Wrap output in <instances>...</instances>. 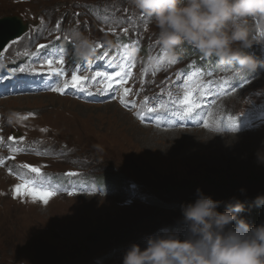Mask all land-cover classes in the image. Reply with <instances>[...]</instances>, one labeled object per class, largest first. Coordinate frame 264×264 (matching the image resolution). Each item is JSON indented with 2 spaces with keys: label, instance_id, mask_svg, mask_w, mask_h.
I'll use <instances>...</instances> for the list:
<instances>
[{
  "label": "rangeland",
  "instance_id": "rangeland-1",
  "mask_svg": "<svg viewBox=\"0 0 264 264\" xmlns=\"http://www.w3.org/2000/svg\"><path fill=\"white\" fill-rule=\"evenodd\" d=\"M102 1H108L110 4L114 2V5L109 6L111 10L105 15L98 17L95 15L93 19L87 15L90 0H0V21L7 17L21 18L20 15L28 19L38 18L41 27L32 25V39L62 40L60 44H73L68 33L69 30L78 29L96 42L95 47L97 44L101 45V48H96L95 58L106 53L114 54L124 48L136 59L141 55L134 52L128 39L122 41L125 36L122 27L130 25L131 35L150 51L147 61L144 62L142 57L135 60L136 65H132V69L136 73L138 68L143 67V63L160 66L168 62L175 65L179 60L183 66L193 60L184 58V48L175 54H170L162 48L156 39L158 30L141 12L138 11L133 17V22H123L124 18L133 16L135 7L127 5L132 3L131 0ZM64 10L66 17L69 18L57 25L64 16ZM83 12L85 14L81 15ZM78 15H81V18H77ZM14 27V25L5 26L1 35L10 32ZM29 29L28 34L31 31V28ZM249 51L264 61L263 44L253 45ZM72 58L74 57L65 53L64 64L54 65L65 69V65ZM191 67L198 68V64L194 62ZM229 67L231 66L217 65L208 70L224 72ZM263 68L264 63L258 65L254 72L257 73ZM175 70L163 72L158 81L156 79L154 81L159 84L167 77H174ZM200 72L204 74L206 69H201ZM10 73L11 70H8L5 75ZM148 76L149 71L142 69L136 78L132 79V75L121 77L120 84L126 87L122 93L132 100L133 96L130 92L136 95L134 85L142 84L150 87ZM21 78L22 76L18 75L10 81L0 77V90L3 88L0 128L13 124L19 126L33 149L52 145L54 135L63 131L59 138L66 140L79 153L78 162L82 165L83 172L108 178L110 174H117L122 182L117 185L115 191L110 189V193L97 191L89 192L87 195L76 191L73 181L72 187L65 184L61 189H56V195L51 197L47 204L40 200L34 201L30 196H14L13 188L16 184L35 178L34 173L21 166L32 165L31 160L39 159L33 153L24 151L20 145L2 149L0 152V159L3 160V163H0V264H91V261L79 262L78 259L83 254H95L93 259L102 256L104 261L110 259L111 264H122L123 255L132 243L145 246L144 241L146 242V238L154 234L155 230L167 228H150L153 227L152 224L144 226L141 223V216L149 219L148 215L154 210L138 196L150 194L156 202H164L165 198L162 195L172 189L174 193L170 195L171 200H174L178 197V191L175 189L176 181H185L192 173L209 175L216 181L245 182L248 179H256L258 185L252 189H264V165L256 162L255 155L256 150L264 142V116L259 120L262 128L243 131L239 136L236 133L217 134L218 129L215 128L172 129L164 132L167 125L175 123L174 120L156 116L149 123L140 124L132 118L136 115L133 109L142 108L141 100L125 103L124 109L130 111L126 113L118 103L106 106L87 105L73 96L62 97L47 91L44 92L45 94L28 95L19 89L23 86ZM187 79L188 77H184V83ZM199 79L200 76L194 81L198 82ZM9 83L11 87L8 86ZM155 89L157 88L152 90ZM184 92V85L181 86L179 83L178 88H164L151 93L158 98V103L152 108L159 110L163 105H167L169 110H173L174 107L180 110L183 107L180 100L183 99ZM258 92H264V78L245 96V93H242L228 102V105L234 109L233 114L237 117L239 126H245L252 114L264 115V104L257 102V100L264 101V95L258 94L256 97ZM38 107L40 108L38 114L44 109L39 116L36 112L28 115L30 112L27 114L23 111ZM170 114L175 115L174 112ZM176 125L183 127L184 123L179 121ZM226 127L230 128V126ZM2 133L3 145L6 139V127L3 128ZM237 137L238 139L232 143ZM78 140L83 142L87 140L88 145L105 144L106 146H102L103 151L97 149L95 151L93 146H88L84 153L82 151L84 145ZM45 163L48 166L41 171L46 177H50V180L44 186L58 185L55 174L61 167H57L52 159ZM65 165L72 169L78 167L77 164L68 161L61 166ZM79 179L82 180V176ZM129 182L141 185L134 193L136 197L128 198L130 197ZM90 186L93 190L99 189L94 184ZM85 187L87 189L89 186ZM103 189L108 191L107 188ZM232 194L248 198L238 192ZM179 199L184 198H177L176 201ZM172 224L175 223L168 225ZM179 225L184 226L181 222L173 227ZM105 228L109 229L105 230ZM117 232H120L118 235L121 238H125L122 243L114 245L115 241H107L110 235ZM180 232L183 234V231ZM89 233L96 241L88 242L84 246V242L88 241ZM111 247L116 251L115 256L112 257L105 255ZM74 261L75 263H72Z\"/></svg>",
  "mask_w": 264,
  "mask_h": 264
},
{
  "label": "clouds",
  "instance_id": "clouds-1",
  "mask_svg": "<svg viewBox=\"0 0 264 264\" xmlns=\"http://www.w3.org/2000/svg\"><path fill=\"white\" fill-rule=\"evenodd\" d=\"M132 4L153 22L157 43L170 54L190 46L204 57L217 58L220 66H232L234 76L252 73L264 63L248 51L264 42V0H132ZM68 35L77 57L90 60L95 55L96 42L88 35L78 29ZM94 147L103 151L100 145ZM255 155L264 165V142ZM239 191L244 194L246 189ZM221 205L223 211L218 210ZM253 206L264 207V193L248 204ZM246 210L245 201L236 196L217 200L197 188L195 201L181 205L183 234L165 228L149 235L143 248L132 243L122 264H264V222L251 224L242 215Z\"/></svg>",
  "mask_w": 264,
  "mask_h": 264
},
{
  "label": "bare ground",
  "instance_id": "bare-ground-1",
  "mask_svg": "<svg viewBox=\"0 0 264 264\" xmlns=\"http://www.w3.org/2000/svg\"><path fill=\"white\" fill-rule=\"evenodd\" d=\"M103 2L104 1H102V0H100V2H99V0H90V3L88 5V7H87V11L89 12L87 15L89 17L95 19V15L90 13V11H92V10L99 12L98 15H105L106 12L109 11V10L103 8V6H102ZM109 5L112 6V3L110 4V2H109ZM137 13H138V11L137 12L133 11V16H129V17L124 18L123 22H126V21H130V23L133 22L132 19H133L134 16L137 15ZM11 16H14V15H11ZM20 17L21 18H19V17H7V18L3 19L2 21H0V38L3 37L4 35L13 34V37L10 38L8 40V42L0 50V59H1L2 53L6 52L8 50L7 49V44L9 42H12L14 40H18V42L23 43L24 41L27 40L28 37L32 39V34H33L32 25L41 27V22L38 20V18H36V19L29 18L28 19V18L24 17L23 15H20ZM7 25L8 26L9 25H14L15 27L10 32L1 35L2 30ZM29 28H31V31L28 34V31L30 30ZM97 28H99V27H97ZM122 28L125 31V34H124L125 36L122 38V41L125 42L128 39L130 41V46H133V48H134V52L139 55V52H138L139 49H144V46L139 44L138 43L139 40L137 38H134V36L131 35L130 25H127V26L122 27ZM192 49H194V48H192V47L188 48L187 47V49H186V47H184V58H192L193 60L190 61L189 63H187L186 65L181 66V67H183L182 71H181V67H179L174 72V76L176 74H181V76H182L181 78H182L183 81H184V76L187 75V77H188L189 75L192 74L190 72V67H191V65L194 62H196L197 55L200 54L196 49H194V51H192ZM135 60H137V59L131 57L130 54L124 48H122L121 51L116 52L114 54L106 53V54L96 58V61L98 63L97 71L98 72H104V73H112L113 71L119 72L120 68H121V65H124L125 66V70L130 72V75H132V79H133V78H136V76L142 70L141 68L137 67L139 69L138 73L133 71L132 65H136ZM0 69H1V71H3V67L1 66V60H0ZM163 72H165V71L160 72L158 75L155 76L154 79H156L158 81V79L160 78V75ZM18 75L22 76V72L19 69L18 70H11V73L9 75H5V74L2 75V73L0 72V77L5 78V79H10V81L13 78H15L16 76H18ZM21 79H23V76H22ZM168 79H170V77H167L162 82H159V85H160L161 89H164V88L170 89V88H172V86H169L167 84V80ZM199 80H202V79L200 78ZM120 81H121V77H114L111 82H109V81H107V82H108L109 85H111V88L113 89L114 103L115 104L118 103L123 109H124V104L121 103V99L129 100L130 102H135V101H140L142 99L150 97L151 93L158 92V89L152 90L147 85L145 86V85H142V84H136L133 87L134 89H136V91H135L136 95L133 94V92H130L131 95L133 96V99L130 100L128 97H126L122 93V91L126 87L122 86L120 84ZM143 82L145 83L146 80L144 79ZM193 83L195 84L197 82L193 81ZM174 85H175V82H174ZM8 86L11 87L12 86L11 83H9ZM211 93H212V97L210 95H208V94H203V93L198 91L196 93V95L201 97V99L199 101L200 104H201V107L196 111V113H194L196 115V119L195 120L192 119L193 120V124L192 125H184L183 127L178 126L175 129H186V128L213 129L214 126L212 125V122H211L212 106L217 103V101H214V99H216L218 97H221L222 94L218 90H216L213 85L211 86ZM40 94H45V93H40ZM146 102L150 103L148 108H141V109L134 108L133 109L134 112L136 113V115L138 117H140V118L143 117V111L151 108V106H152L151 103H153V102L154 103H158V100L148 99ZM163 108L167 109L168 106L167 105H163ZM263 116L264 115H260L259 117H263ZM172 119L177 121L178 117L176 116V117H173ZM73 163L77 164L78 167H75L72 170H74L75 172H78V171L81 172L80 176H82V178H83L82 179L83 185L84 186H89L88 188H92L91 190H88L89 192L101 191L102 193H110L111 192L110 189H113V191H115V189H117V185L122 182L121 177L118 176L117 174H114V175L110 174L109 178L107 176L97 177V176L90 175V174H87V173L83 172V170L81 169L82 165L79 162L75 161ZM80 176H78V177H80ZM60 182L63 184L62 180ZM92 184L98 186L99 189L98 190H93V187L90 186ZM96 186H94V187H96ZM139 186H141V185H137L136 183L129 182L128 191L130 192V197H128V198L136 197V195L134 193H135V191L138 190ZM46 187H48L50 189H53V190L57 189L53 185H46ZM103 188H107L108 191L104 190ZM138 197H140L141 200H145L146 204H148V201L150 199H152V196L150 194L143 195V197L142 196H138ZM144 245H145V241H144ZM109 251L110 250H108V252ZM97 259H92L91 260V264H96L95 261ZM97 264H106V261L103 260L102 262L97 263Z\"/></svg>",
  "mask_w": 264,
  "mask_h": 264
},
{
  "label": "trees",
  "instance_id": "trees-1",
  "mask_svg": "<svg viewBox=\"0 0 264 264\" xmlns=\"http://www.w3.org/2000/svg\"><path fill=\"white\" fill-rule=\"evenodd\" d=\"M112 5H114V2H112ZM127 5L129 7L134 8V5L132 3H129ZM102 6L104 9L111 10V7H109L110 6L109 2L107 1H104L102 3ZM133 11L137 12L138 10L135 9ZM192 51H194V49H192ZM207 166H212V165H207ZM176 185L177 187H175V189L178 191L177 198L182 197L184 199H179L176 201L177 198H174V200H171L172 197L170 194L174 193V190L172 189L169 190L167 194L162 195V197L165 198L164 202H156L155 199H150L148 201V205L151 207V209L153 208L152 210L154 211L148 215L149 219H147L146 216H141L142 217L141 223L144 226H148L149 224H152L153 227H150V228H157V229L160 227L171 228L175 224L181 223L182 222L181 205L183 203H191L195 201L197 188H200L205 194L211 195L213 199L226 201L229 198L236 196L232 194L233 192L240 193L239 189L241 187H244L246 189V192L244 194L248 196V198H246L245 196L238 197L242 201H245V204H246L247 210L244 213H242V215L253 225H257V224L264 222V207H255V206L250 207V208L248 207V204L258 194L264 193V189L263 190L262 189H255V190L252 189L253 187L258 185V182L256 179H248L245 182H241V181L233 182L232 180L216 181V180H213L211 177H209V175L192 173L190 178H188L187 180L176 181ZM225 192H228V193H225ZM218 210L223 211L224 206L221 205ZM171 223H175V224L168 225ZM108 229L109 228H105V230H108ZM118 233L120 232L110 235L107 238V241L109 242L115 241L114 245H119L120 243H122L125 238H121L120 235H118ZM92 239L93 238L90 236V233H89L88 241L84 242V246H86L88 242L95 243L93 241H96V240L95 239L92 240ZM110 251L111 252H108L106 255H109L110 257L115 256L116 251L112 247ZM93 258H95V254L94 255H84L83 254V256L80 257L78 260L79 262H85V261L89 262ZM102 261H103V258L101 256L95 261V263L97 264ZM72 263H75V261Z\"/></svg>",
  "mask_w": 264,
  "mask_h": 264
},
{
  "label": "snow or ice",
  "instance_id": "snow-or-ice-1",
  "mask_svg": "<svg viewBox=\"0 0 264 264\" xmlns=\"http://www.w3.org/2000/svg\"><path fill=\"white\" fill-rule=\"evenodd\" d=\"M15 43V42H14ZM41 48H44L45 45H41ZM101 48L100 44H97L95 47ZM63 49H61V56L59 60L57 61L55 58H48L45 60V63L47 64V71L50 76L57 77V84L58 86L56 88H53V91H57L60 93H63L65 89L71 87V88H80L82 91L85 90L84 85L85 82L89 79L87 76H80L77 75V71L82 70V65H76L74 66L76 68V71H73L71 73V80L64 79L63 85L59 86V78L65 77V69L63 67H53L55 63H59L60 65L64 64L63 59ZM173 63L175 61H172ZM41 70H43V65L41 66ZM20 71H24L23 68L20 69ZM33 71H36L35 69ZM200 75V73L193 72L191 75L188 76L187 81L184 84L185 92L183 99L180 100V104L183 106L180 110L176 112V115L180 117L181 120H187V119H196V111L201 107L200 99L201 97L197 96L196 93L199 91L203 94H212L211 93V86L213 84V81L209 80L207 82L203 80H199L197 83H193L194 80H196ZM210 75V74H209ZM130 72L125 70V66L121 65L120 71L116 72L113 71L112 73H104V72H95L94 75L91 77L92 80H95L97 77H103L105 80L111 82L114 77H129ZM226 84L227 81H224ZM109 90H111V85H109ZM130 91V90H125ZM121 103L124 104L126 101L124 99H121ZM155 108H149L148 112L152 113L155 112ZM28 115H33L32 113H29ZM142 119L144 117H141ZM229 121H234V117H228ZM236 127V124L234 125ZM237 129V127H236ZM45 129H42L44 131ZM10 141L13 140V137L8 138ZM21 139H23L21 137ZM0 163H3V160L0 159ZM21 167L28 169L31 171V173L35 174V178L31 180H24L23 183H18L13 188V195L14 196H30L34 201L40 200L43 201L45 204H47L51 197L56 195V190L50 189L48 187H45V183L50 180V177H46L42 171L41 168L38 166H33L29 164H24ZM65 177L68 178H76L80 175L78 172L74 171H68L64 173ZM22 179H24L22 177ZM67 184L69 187L73 186V179H69L67 181ZM39 185V186H38ZM62 187V186H61ZM58 190V189H57Z\"/></svg>",
  "mask_w": 264,
  "mask_h": 264
},
{
  "label": "water",
  "instance_id": "water-1",
  "mask_svg": "<svg viewBox=\"0 0 264 264\" xmlns=\"http://www.w3.org/2000/svg\"><path fill=\"white\" fill-rule=\"evenodd\" d=\"M13 37V34L9 35H4L3 37L0 38V50L3 48V46L8 42L10 38Z\"/></svg>",
  "mask_w": 264,
  "mask_h": 264
}]
</instances>
